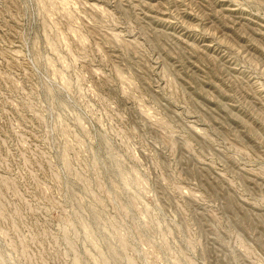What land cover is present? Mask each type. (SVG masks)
I'll use <instances>...</instances> for the list:
<instances>
[{
  "label": "rangeland",
  "instance_id": "1",
  "mask_svg": "<svg viewBox=\"0 0 264 264\" xmlns=\"http://www.w3.org/2000/svg\"><path fill=\"white\" fill-rule=\"evenodd\" d=\"M0 264H264V0H0Z\"/></svg>",
  "mask_w": 264,
  "mask_h": 264
}]
</instances>
